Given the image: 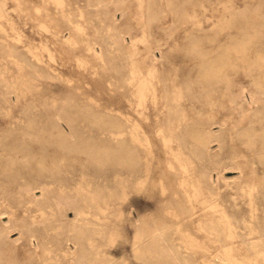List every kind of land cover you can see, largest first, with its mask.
Instances as JSON below:
<instances>
[{
    "label": "rangeland",
    "instance_id": "1",
    "mask_svg": "<svg viewBox=\"0 0 264 264\" xmlns=\"http://www.w3.org/2000/svg\"><path fill=\"white\" fill-rule=\"evenodd\" d=\"M0 199V264H264V0H0Z\"/></svg>",
    "mask_w": 264,
    "mask_h": 264
},
{
    "label": "bare ground",
    "instance_id": "2",
    "mask_svg": "<svg viewBox=\"0 0 264 264\" xmlns=\"http://www.w3.org/2000/svg\"><path fill=\"white\" fill-rule=\"evenodd\" d=\"M132 69V68H131ZM134 77H136V76H134ZM131 78V77H130ZM160 81V80H159ZM158 82V81H157ZM147 83V82H146ZM136 84V83H135ZM134 84V85H135ZM162 84V83H161ZM151 86V85H150ZM163 86V85H162ZM245 86V85H244ZM160 87H161V85H160ZM243 89V88H242ZM159 91V90H158ZM153 92V91H152ZM160 92V91H159ZM158 92V93H159ZM127 95V94H126ZM248 95V94H247ZM157 96H158V94H157ZM154 97V96H153ZM126 99H127V97H125ZM129 98H131V97H129ZM136 98V97H135ZM159 99V98H158ZM135 100V99H134ZM139 100V99H138ZM136 101V100H135ZM159 102V101H158ZM255 102V101H254ZM164 104V103H163ZM249 104V103H248ZM250 106V105H249ZM130 109V108H129ZM165 109V108H164ZM186 109H188V108H186ZM190 109V108H189ZM159 110V109H158ZM166 111V110H165ZM125 112V111H124ZM130 112V111H129ZM135 112V111H134ZM190 112V111H189ZM132 113V112H131ZM153 113V112H152ZM155 113V112H154ZM133 114V113H132ZM187 114H190V113H187ZM161 116V115H160ZM123 117V116H122ZM137 117V116H136ZM164 117V116H163ZM162 117V118H163ZM120 118V117H119ZM160 118V117H159ZM123 120V119H122ZM140 120V119H139ZM141 121V120H140ZM165 121V120H164ZM124 122V121H123ZM129 122V121H128ZM139 123V122H138ZM160 123V122H159ZM176 123H178V122H176ZM163 124V123H162ZM166 124V123H165ZM142 125V124H141ZM181 125V124H180ZM183 125V124H182ZM145 126V125H144ZM146 127H148V126H146ZM141 128V127H140ZM148 129V128H147ZM128 131V130H127ZM146 133H148V131L146 132ZM186 133L189 135V136H191L193 139H194V144L196 145V146H198V145H203V144H206L207 142H208V140H209V135H207L203 130H201V129H187L186 130ZM128 137V136H127ZM126 137V138H127ZM147 137H148V135H147ZM46 139V138H45ZM148 139H149V137H148ZM153 139V138H152ZM161 139V138H160ZM151 140V139H150ZM157 140V139H156ZM170 138H168V137H165V136H163V143H164V145H165V147L167 148V150H169V149H171V143H170ZM153 141V140H152ZM155 141V140H154ZM172 141V140H171ZM139 143V142H138ZM159 143V142H158ZM177 144H179V142H177ZM159 145V144H158ZM140 146H142V145H140ZM174 146V145H173ZM181 147V146H180ZM142 149V148H141ZM145 149V148H144ZM146 150V149H145ZM155 150V149H154ZM160 150V149H159ZM188 150V149H187ZM150 153L152 152V150L150 149V151H149ZM159 152H161V151H159ZM185 152V151H184ZM183 152V153H184ZM137 153V152H136ZM190 153V152H189ZM191 154V153H190ZM177 154H175V155H173V156H175V157H177L176 156ZM143 156H144V154H143ZM158 156V155H157ZM173 156H171V157H173ZM121 159L123 160V162L124 163H128V161L130 160V155H129V153L127 152V150L126 151H124V152H122L121 153ZM155 157H156V155H155ZM159 157V156H158ZM174 157V158H175ZM156 159V158H155ZM166 159V158H165ZM173 159V158H172ZM161 159L159 158V161H160ZM168 160V159H167ZM175 160V159H174ZM39 161V160H38ZM197 161V160H196ZM164 162V161H163ZM167 162V161H166ZM177 162V161H176ZM171 163V162H170ZM154 164H156V162L154 163ZM161 164V163H160ZM165 164V163H164ZM168 165V164H167ZM169 167V166H168ZM175 167H176V165H175ZM180 167H181V170H182V172L181 173H184V171H185V166L183 165V164H180ZM7 168H10V167H7ZM121 168V167H120ZM160 168V167H159ZM176 168H178V167H176ZM157 169V168H156ZM173 169V168H172ZM123 170H125V169H123ZM139 168H138V170H137V172H139ZM161 170V169H160ZM167 170H169V169H167ZM3 172V171H2ZM174 172H175V170H174ZM173 172V173H174ZM145 173V172H144ZM170 173H171V171H170ZM38 174V173H37ZM152 174V173H151ZM161 174V173H160ZM175 174V173H174ZM173 174V175H174ZM180 174V173H179ZM122 175V174H121ZM144 175V174H143ZM163 175V174H162ZM165 176H167V175H165ZM165 176H163V178L165 177ZM169 176H170V174H169ZM142 177V176H141ZM151 177V175L149 176V178ZM172 177V176H171ZM176 177V176H175ZM180 177V176H179ZM183 178V177H182ZM134 179V178H133ZM166 180H167V177L165 178ZM164 179V180H165ZM173 179V178H172ZM176 178H174V180H175ZM19 180V179H18ZM42 180V179H41ZM157 180H159V179H157ZM169 180H171V179H169ZM168 181V180H167ZM172 181V180H171ZM178 181V180H177ZM183 181H184V179H183ZM44 182V181H43ZM179 182V181H178ZM42 183V182H41ZM159 184H160V181L158 182ZM167 183V182H166ZM169 183V182H168ZM18 184V183H17ZM16 184V185H17ZM151 184L152 185H154L153 184V182H151ZM156 184V183H155ZM158 184V185H159ZM15 185V186H16ZM38 185V184H37ZM36 185V186H37ZM41 185V184H40ZM43 185V184H42ZM46 185V184H45ZM151 185V186H152ZM167 185V184H166ZM179 185V184H178ZM174 186V185H173ZM172 186V187H173ZM177 186V185H176ZM43 187V186H42ZM153 187H155V186H153ZM153 187H151V188H153ZM158 187V186H157ZM167 187V186H166ZM170 187V186H169ZM169 187H168V189H169ZM180 187L182 188V186L180 185ZM187 187V186H186ZM132 188V187H131ZM176 188V187H175ZM174 188V189H175ZM15 189V188H14ZM44 189V188H43ZM143 190H145V188L143 189ZM150 191V190H149ZM153 191V190H152ZM170 191V190H169ZM171 191H173V190H171ZM170 191V192H171ZM179 191V193L181 192L180 190H178ZM183 191H184V189H183ZM145 192H146V190H145ZM159 192V191H158ZM187 192V191H186ZM150 193V192H149ZM155 193H156V190H155ZM152 194V193H151ZM173 194H176V193H173ZM182 195V194H181ZM154 196V195H153ZM155 197V196H154ZM175 197V196H174ZM181 197V196H180ZM191 197V196H190ZM170 198V197H169ZM168 198V196H167V199H169ZM6 199V198H5ZM29 199V198H28ZM165 199H166V197H165ZM188 199V198H187ZM1 200V199H0ZM30 200V199H29ZM177 200V199H176ZM146 201V200H145ZM152 201V200H151ZM150 201V202H151ZM170 201V200H169ZM189 201V200H188ZM175 202V201H174ZM192 202V201H191ZM190 202V203H191ZM13 204V203H12ZM187 204V203H186ZM175 205V204H174ZM182 206V205H181ZM190 206H192V211L193 212H195L196 211V209H193V208H196V205L195 204H193V203H191V205ZM253 206V205H252ZM36 207H38V206H36ZM4 209V208H3ZM35 209V208H34ZM1 210V209H0ZM30 210V209H29ZM33 210V209H32ZM39 210V209H38ZM41 210V209H40ZM39 210V211H40ZM43 210V209H42ZM3 211V210H2ZM18 211V210H17ZM26 211V210H25ZM11 212V211H10ZM7 214H8V212H6ZM15 213V212H14ZM222 213V212H221ZM13 214V213H12ZM33 214V213H32ZM19 216V215H18ZM192 216V215H191ZM29 217H31V216H29ZM184 218V220L186 219V217H183ZM15 219V218H14ZM138 220V219H137ZM8 222V221H7ZM10 222V221H9ZM178 225V224H177ZM196 225H197V223H196ZM229 225H230V223H229ZM139 226V225H138ZM202 226V225H201ZM2 227V226H1ZM11 227V226H10ZM9 228V227H8ZM19 228V227H18ZM22 228V227H21ZM1 229V228H0ZM253 229V228H252ZM9 230V229H8ZM203 230V229H202ZM251 237V236H250ZM15 240V239H14ZM255 240V239H254ZM230 250V249H229ZM228 252V251H227ZM251 252V251H250ZM38 253V252H37ZM224 253V252H223ZM252 253V252H251ZM250 253V254H251ZM239 254V253H238ZM257 255V254H256ZM263 255V254H262ZM239 256H240V254H239ZM232 258V257H231ZM217 259V258H216ZM247 259V258H246ZM241 261V260H240ZM231 262V261H230ZM232 263V262H231ZM246 263H248V262H246Z\"/></svg>",
    "mask_w": 264,
    "mask_h": 264
}]
</instances>
